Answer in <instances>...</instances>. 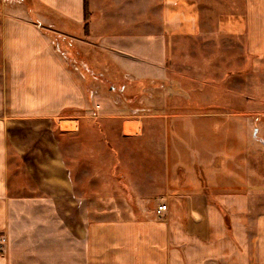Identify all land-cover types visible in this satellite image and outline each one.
I'll return each mask as SVG.
<instances>
[{
  "label": "crops",
  "instance_id": "1",
  "mask_svg": "<svg viewBox=\"0 0 264 264\" xmlns=\"http://www.w3.org/2000/svg\"><path fill=\"white\" fill-rule=\"evenodd\" d=\"M86 1V24L84 0H33L30 14L0 15V232L7 227L10 196L5 119L65 117L63 122H77L70 118L72 110L86 116L97 104L101 117L114 112L102 90L86 95L75 72L79 68L70 69L59 58L42 23L52 26L49 31L74 37L78 50L84 47L93 56L94 69L115 74L121 89L140 91L141 82L150 77L168 79L165 57L172 50L181 54L182 39L208 35L201 30V8L214 6L213 0ZM231 3L243 7L244 19L235 21L237 15L222 11L218 36L242 35L243 26L248 51L260 59L264 0ZM220 5L227 8L229 2ZM234 22L240 33L229 30ZM166 86L174 93L158 94L157 109L151 113L154 97L149 90L147 95L116 98L118 103L127 101L125 109L139 116L130 120L124 134L120 131L124 139L143 136L142 117L163 119L164 127L158 159L154 158L158 161L151 160L154 148L149 139L142 144L146 153L136 154L139 157L130 164L133 173L125 170L119 176L137 206L110 213V264H264V126L241 109L199 110L194 105L199 100L181 93L179 78ZM173 97L178 104L191 105L179 111L160 105ZM138 100L148 105L146 111L134 105ZM144 199L162 202L138 206ZM162 203L166 209L158 214ZM0 264H7L4 257Z\"/></svg>",
  "mask_w": 264,
  "mask_h": 264
},
{
  "label": "rangeland",
  "instance_id": "2",
  "mask_svg": "<svg viewBox=\"0 0 264 264\" xmlns=\"http://www.w3.org/2000/svg\"><path fill=\"white\" fill-rule=\"evenodd\" d=\"M213 1V7L201 8V30H206L208 35L182 39L181 54L175 55L172 50V54L165 57L168 79L163 82L150 77L147 82H141L140 91L121 89L116 84L115 74L101 67L94 69L93 56L84 47L80 52L74 37L69 39L58 29L49 31L51 25L42 23L46 27L42 30L49 34L59 58L65 59L70 69L79 68L80 71L75 72L86 95L90 97V93L102 90L114 112L112 116L101 117L97 104L86 116L79 117L80 110H72L70 118L77 122H63L65 117L5 119L10 196L7 227L1 232L8 240L0 249V256L7 264H110V213L113 210L118 214L121 208L137 206V200L124 192L125 183L119 176L125 170L133 173L135 167L130 164L134 157L146 153L141 150L142 144L149 139H153L154 148L151 160L158 161L164 127L163 119L142 117V137L137 141L121 137L123 130L131 125L130 120L139 116L125 109L127 101L126 104L117 102L118 94L140 96L147 95L149 90L151 98L154 97L149 105L151 113L157 109L155 97L161 92L173 94V88L166 85L179 78L183 85L181 93L199 100L194 103L199 110L241 109L264 126V46L261 44L260 59L251 54L243 26L241 33L238 32L236 22L228 28L243 36L232 32L229 36H218L222 11L237 15V21L238 17L244 19L243 7L230 6L231 1L241 4V0H228L230 7L227 8L220 5L227 0ZM31 6L33 0H0V15H26ZM97 85L99 87H95ZM173 99L160 105L171 111L191 105L184 100L185 103L178 104ZM138 101L134 105L146 111L148 105ZM179 105L181 108L177 107ZM75 126L78 127L75 132L63 129ZM135 148L139 152L134 153ZM68 189L70 193L66 192ZM161 202L144 199L138 206L149 207L151 203Z\"/></svg>",
  "mask_w": 264,
  "mask_h": 264
},
{
  "label": "built area",
  "instance_id": "3",
  "mask_svg": "<svg viewBox=\"0 0 264 264\" xmlns=\"http://www.w3.org/2000/svg\"><path fill=\"white\" fill-rule=\"evenodd\" d=\"M166 209V204L162 203V204H159L156 208V212L158 214H160L161 212L165 211ZM6 236L0 232V249L3 248V246L5 245L6 243ZM213 264V263H211Z\"/></svg>",
  "mask_w": 264,
  "mask_h": 264
},
{
  "label": "trees",
  "instance_id": "4",
  "mask_svg": "<svg viewBox=\"0 0 264 264\" xmlns=\"http://www.w3.org/2000/svg\"><path fill=\"white\" fill-rule=\"evenodd\" d=\"M88 15H89L88 4H87V1L84 0V18H85V24L87 23ZM86 27H87V25H86Z\"/></svg>",
  "mask_w": 264,
  "mask_h": 264
}]
</instances>
